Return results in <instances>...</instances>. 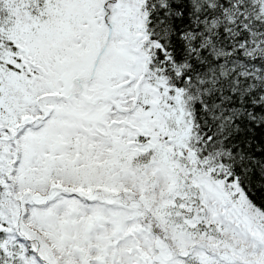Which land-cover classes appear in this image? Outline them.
<instances>
[{"label":"snow or ice","instance_id":"6c2138e0","mask_svg":"<svg viewBox=\"0 0 264 264\" xmlns=\"http://www.w3.org/2000/svg\"><path fill=\"white\" fill-rule=\"evenodd\" d=\"M0 264H264V0H0Z\"/></svg>","mask_w":264,"mask_h":264}]
</instances>
